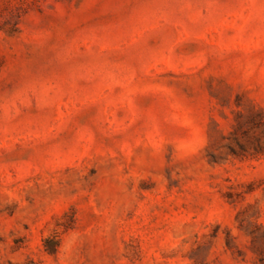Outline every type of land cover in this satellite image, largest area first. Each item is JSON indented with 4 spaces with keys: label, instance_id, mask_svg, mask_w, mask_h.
I'll return each mask as SVG.
<instances>
[{
    "label": "rangeland",
    "instance_id": "374dc122",
    "mask_svg": "<svg viewBox=\"0 0 264 264\" xmlns=\"http://www.w3.org/2000/svg\"><path fill=\"white\" fill-rule=\"evenodd\" d=\"M0 264H264V0H0Z\"/></svg>",
    "mask_w": 264,
    "mask_h": 264
},
{
    "label": "trees",
    "instance_id": "16d2710c",
    "mask_svg": "<svg viewBox=\"0 0 264 264\" xmlns=\"http://www.w3.org/2000/svg\"><path fill=\"white\" fill-rule=\"evenodd\" d=\"M48 243H49V242L46 243V248H47V244H48ZM58 249H59V244L56 243L55 247L50 248V249L48 248V249H47V252H48L49 254H51V255H55V254H57Z\"/></svg>",
    "mask_w": 264,
    "mask_h": 264
}]
</instances>
